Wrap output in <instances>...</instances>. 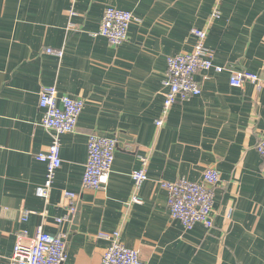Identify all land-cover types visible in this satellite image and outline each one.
<instances>
[{
    "label": "crops",
    "instance_id": "1",
    "mask_svg": "<svg viewBox=\"0 0 264 264\" xmlns=\"http://www.w3.org/2000/svg\"><path fill=\"white\" fill-rule=\"evenodd\" d=\"M108 7L135 18L119 47L99 35ZM193 29L225 70L197 73L201 94L175 103L159 128L166 59L192 50ZM233 71L264 81V0H0V264L38 227L66 235L63 264H100L108 242L97 236L113 232L144 264H264V85L232 87ZM44 87L83 102L76 130L60 136L46 199L35 195L46 174L36 156L54 135L40 124ZM90 134L116 141L102 190L81 187ZM143 160L147 180L135 190ZM209 168L220 178L213 226L186 231L160 182H201ZM65 193L76 195L72 215Z\"/></svg>",
    "mask_w": 264,
    "mask_h": 264
},
{
    "label": "built area",
    "instance_id": "2",
    "mask_svg": "<svg viewBox=\"0 0 264 264\" xmlns=\"http://www.w3.org/2000/svg\"><path fill=\"white\" fill-rule=\"evenodd\" d=\"M134 20L130 12L108 7L103 11L99 35L112 47H119L127 40L128 28ZM191 33L195 38L192 50L166 59V91L161 117L155 121V125L159 128L175 103L188 101L201 94V88L195 80L197 73L208 70L222 73L225 70L224 67L213 65L211 53L205 45L206 33L199 29H193ZM46 52L57 58L63 56L62 51L48 49ZM229 83L232 87H240L244 83L254 86L264 85V81L257 74L246 71H233ZM38 109L41 112V126L54 132L47 150L36 156V161L45 165L46 174L43 184L36 189L35 195L46 199L55 172L61 167L60 136L76 130L78 118L83 110V102L60 95L55 87H44L38 96ZM115 151V139L96 134L88 136L87 160L81 179L82 189L92 191L105 189L112 170ZM256 152L264 165V134L256 145ZM146 164L143 160L141 167L132 171L130 175L135 190L147 180ZM219 180L218 172L209 168L204 171L201 182H190L185 179L174 182L161 181V188L168 194L171 219L178 221L186 231H190L197 224L211 228L214 188ZM65 197L71 202L68 211L72 215L75 212L72 201L76 199V195L65 193ZM130 202L142 203L137 196L132 197ZM28 214V212L23 214L22 221L26 220ZM26 236L27 233L23 231L18 237L26 239ZM97 237L108 242L100 264H144L136 250L129 249L121 243L119 232L99 233ZM66 239L64 234H48L42 227H38L29 244L17 241L9 264H63L66 260Z\"/></svg>",
    "mask_w": 264,
    "mask_h": 264
}]
</instances>
